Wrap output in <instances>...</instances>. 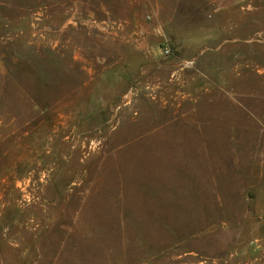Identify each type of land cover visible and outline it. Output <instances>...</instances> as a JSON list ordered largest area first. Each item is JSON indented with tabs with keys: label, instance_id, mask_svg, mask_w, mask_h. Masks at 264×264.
<instances>
[{
	"label": "rangeland",
	"instance_id": "1",
	"mask_svg": "<svg viewBox=\"0 0 264 264\" xmlns=\"http://www.w3.org/2000/svg\"><path fill=\"white\" fill-rule=\"evenodd\" d=\"M0 264H264V0H0Z\"/></svg>",
	"mask_w": 264,
	"mask_h": 264
},
{
	"label": "built area",
	"instance_id": "2",
	"mask_svg": "<svg viewBox=\"0 0 264 264\" xmlns=\"http://www.w3.org/2000/svg\"><path fill=\"white\" fill-rule=\"evenodd\" d=\"M166 52H167V53L169 52V49H168V48H166Z\"/></svg>",
	"mask_w": 264,
	"mask_h": 264
}]
</instances>
